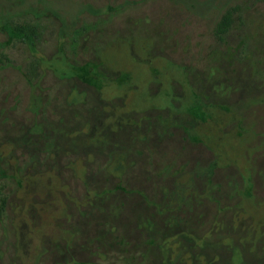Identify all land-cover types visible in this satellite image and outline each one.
<instances>
[{
	"label": "rangeland",
	"instance_id": "obj_1",
	"mask_svg": "<svg viewBox=\"0 0 264 264\" xmlns=\"http://www.w3.org/2000/svg\"><path fill=\"white\" fill-rule=\"evenodd\" d=\"M239 1L0 0V264H38L71 234L79 207L94 202L77 195L88 171L89 187L117 184L127 153L106 160L98 143H146L128 183L141 193L139 170L169 171L176 149L163 195L226 212H199L228 232L215 260L264 264V0L222 45L211 35ZM16 21L35 28L32 43L12 32ZM239 38L249 43L242 60ZM30 153L47 162L21 171Z\"/></svg>",
	"mask_w": 264,
	"mask_h": 264
},
{
	"label": "trees",
	"instance_id": "obj_2",
	"mask_svg": "<svg viewBox=\"0 0 264 264\" xmlns=\"http://www.w3.org/2000/svg\"><path fill=\"white\" fill-rule=\"evenodd\" d=\"M259 1L261 0H240L225 8L211 30L216 46L226 41L233 25L237 26L238 30L244 28V15ZM10 26L22 43H32L37 35L35 28L25 21L11 22ZM82 30L83 28H78L73 31V41ZM239 40L242 44L237 56L242 60L249 49V43L244 38ZM98 144L99 148L95 151L100 150L106 160L112 159L123 150L127 153L121 163L119 177L114 178L118 182L110 188L99 185L89 187V183L97 182L89 176L94 173L87 172L88 176H85L81 184L82 191L77 193L81 198L78 200H84L88 197V193L92 192L94 202L79 207L82 212L78 218L72 220L71 234L50 246L37 262L38 264H226L224 260L213 258L220 249L212 245L222 239V234L225 238L228 232L226 229L207 228L212 221H209L208 217L199 215V212L205 211L207 204L213 206L214 213L211 218H216L215 221L226 212L220 213L216 203L207 198L200 199L199 196L195 198L192 194L187 197L175 193L163 195V186L172 181V158L179 155L176 149L170 148L172 158L167 161L169 171L166 170L158 175L152 170H139L145 182L144 187L148 186L149 189L148 192L141 193L137 189H132L128 183L134 175L133 171L138 170L141 161L144 162L134 158V153L139 152L140 148L146 150V143H127L125 148L122 147L123 143ZM27 159L28 161L20 165L21 171L33 161L47 162L46 156L39 157L34 153H30ZM131 162L135 164L130 166ZM98 174L102 184L110 180H107L103 170ZM134 177L138 176L134 175ZM6 186L7 181L1 180V216L4 214L6 204L4 193ZM110 203L114 206L112 207ZM74 210L76 211L73 209V212ZM130 228L131 233H129ZM206 230L210 231L208 237L204 236Z\"/></svg>",
	"mask_w": 264,
	"mask_h": 264
}]
</instances>
